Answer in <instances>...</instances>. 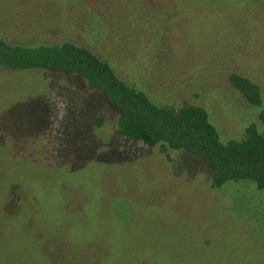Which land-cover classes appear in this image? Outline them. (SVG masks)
I'll use <instances>...</instances> for the list:
<instances>
[{"label": "rangeland", "instance_id": "rangeland-1", "mask_svg": "<svg viewBox=\"0 0 264 264\" xmlns=\"http://www.w3.org/2000/svg\"><path fill=\"white\" fill-rule=\"evenodd\" d=\"M153 1L169 33L142 0H0V36L84 46L161 105L190 92L168 87L192 70L180 47L212 63L199 39L228 37L225 57L264 95V13L247 23L264 0ZM210 69L195 65L201 82L186 80L221 140H239L260 109ZM86 88L60 70L0 68V264H264V190L212 189L198 158L171 151L168 161L118 136L117 111Z\"/></svg>", "mask_w": 264, "mask_h": 264}, {"label": "trees", "instance_id": "trees-1", "mask_svg": "<svg viewBox=\"0 0 264 264\" xmlns=\"http://www.w3.org/2000/svg\"><path fill=\"white\" fill-rule=\"evenodd\" d=\"M168 1L165 8L172 6L174 10V3L177 0ZM142 4L144 9L148 10L146 14L148 13L152 19L155 18V21L162 19L165 9L159 1L142 0ZM254 8L260 9V13H256L263 17L264 4L258 1L249 9L248 24L261 23L254 15ZM178 15L182 17L177 11L176 17ZM241 18L245 20L246 17L241 15ZM169 23L170 19H164L160 23L164 26L165 33H169ZM210 42H212L210 37L205 40L202 37L197 45H202V48L208 51V59L214 57L212 63L207 59L194 60L195 53L191 42L185 48L180 47L184 54L187 50L190 52L192 70L188 72L190 76L183 78L180 75L174 83L168 84V87L172 91L176 89L175 85L179 91L184 89L186 91L185 87H188L190 92H184L183 96L179 93L173 103L166 105L154 102L134 84L121 79L108 62L99 58L90 49L70 41L50 44L13 43L0 36V68L12 71L60 70L75 82L83 83L94 94L102 96L107 104L117 111L118 136L140 142L149 148H156L168 161H171L168 157L171 151H182L198 158L212 171L210 183L212 189H219L228 182L248 181L256 190L263 191L264 131H261L259 126H264V95L262 96L261 86L242 72L241 68L234 69L232 67L234 63H229L227 57L231 53L230 44L233 45L236 41L223 37L220 41L217 40L216 44L213 43L215 47H209ZM206 62L211 69L209 74L203 72L204 76L213 77L215 72L221 76L222 73L231 88L242 97L243 102L260 109L258 123L249 124L239 140H221L208 112L198 104L201 97L200 89L192 88L190 82L186 80L198 83L201 78L191 77L194 75L192 73L195 65L204 66ZM175 67V64L170 63L165 66L164 71L176 73ZM159 71L162 72L160 68ZM196 73L200 77L202 71ZM95 123L100 125L102 121L100 119Z\"/></svg>", "mask_w": 264, "mask_h": 264}]
</instances>
